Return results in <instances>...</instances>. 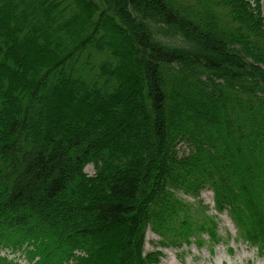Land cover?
I'll use <instances>...</instances> for the list:
<instances>
[{
    "label": "trees",
    "instance_id": "obj_1",
    "mask_svg": "<svg viewBox=\"0 0 264 264\" xmlns=\"http://www.w3.org/2000/svg\"><path fill=\"white\" fill-rule=\"evenodd\" d=\"M263 8L0 0V264H159L149 229L229 245L206 189L263 256Z\"/></svg>",
    "mask_w": 264,
    "mask_h": 264
},
{
    "label": "rangeland",
    "instance_id": "obj_2",
    "mask_svg": "<svg viewBox=\"0 0 264 264\" xmlns=\"http://www.w3.org/2000/svg\"><path fill=\"white\" fill-rule=\"evenodd\" d=\"M86 172L89 175H94V166L88 165ZM186 198L194 201L192 198ZM201 199L204 205L209 206L208 214L218 216V227L222 236L228 238L230 235L232 237L229 245L221 243L213 248L206 246L199 248L193 243L191 245L184 244L181 248L162 247L158 243L160 237L149 229L146 237V252L161 251L159 264H264V255H259L255 249L250 248L242 241H234L236 228L227 213L218 214L214 209L213 192L208 189L204 190ZM18 262L24 264L25 260L20 259Z\"/></svg>",
    "mask_w": 264,
    "mask_h": 264
}]
</instances>
